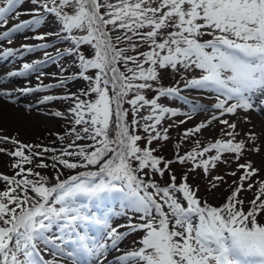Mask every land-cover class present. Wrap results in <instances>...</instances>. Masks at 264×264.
<instances>
[{"label": "snow or ice", "instance_id": "obj_1", "mask_svg": "<svg viewBox=\"0 0 264 264\" xmlns=\"http://www.w3.org/2000/svg\"><path fill=\"white\" fill-rule=\"evenodd\" d=\"M6 63L0 101L64 130L0 137L14 146L0 147V264H264V130L237 139L264 112V0H0ZM226 176L218 206L189 182L206 197Z\"/></svg>", "mask_w": 264, "mask_h": 264}, {"label": "rangeland", "instance_id": "obj_2", "mask_svg": "<svg viewBox=\"0 0 264 264\" xmlns=\"http://www.w3.org/2000/svg\"><path fill=\"white\" fill-rule=\"evenodd\" d=\"M28 17L26 16H21L20 19H26ZM16 21L14 20H9V27L15 23ZM208 37H205L207 39ZM23 40V35L18 34L17 39L15 40V43L13 46L18 45L21 41ZM29 43H32L34 41H27ZM43 55L42 52H37L35 54L29 55L26 57V59L31 60L35 58H41ZM17 65H10V64H3L0 65V73H6L10 68L16 67ZM47 71L52 72L56 71V68L54 66L49 67ZM194 75H198V73H194ZM169 79L171 80L172 77L170 76ZM176 79H179V77H176ZM51 82L50 78H45L44 83H49ZM32 83L35 84V80H32ZM23 85V81L19 79H14L9 83H6L4 87L6 88H13V87H19ZM83 83H78L75 85L71 86L72 91H76L77 88L83 87ZM38 95H29L26 97L21 98V105L24 103H32L34 102L37 98ZM193 96L196 95V93L192 94ZM205 103H209L210 101L205 100ZM0 103H6L4 101H1ZM8 104V103H6ZM59 105V102H58ZM62 106V105H61ZM6 108L8 110H5L3 107H0V137L7 136L10 138H14L16 140L21 141L22 143L25 144H36L40 143L42 144L45 143V141L48 142V145L52 143V141L55 139L54 135L52 133H57V132H62L64 130V122L61 120H57L54 118L46 117L38 113L37 111L33 110L31 113H28L23 107L16 106V105H11L8 104L6 105ZM6 111H13L17 112L20 114L18 119L10 117V114H7ZM243 113H241V116ZM251 117V123H244L242 120L238 121V131H240L241 136L237 137V139L243 138V133L248 131V130H253L256 132H261V130H264V112L261 111H253L250 114ZM205 114H201L196 117V119L192 120L190 123L185 124L182 126L181 129L173 131L172 136L173 140L169 141L167 145L164 146V150L160 153H157L158 155H164L167 158H171L172 156V145L173 143L176 142L177 139V131H182L183 128L191 127L198 121L204 119ZM230 120H236V117H225ZM220 133V125L215 126V130L209 129L204 133V136L201 137L202 140L207 141L209 139H215L219 136ZM45 145V144H44ZM143 146V143H142ZM0 147L6 148V149H12L14 146L9 143H0ZM153 147H155V144H153ZM188 146L185 145L184 148L186 149ZM12 162V158L0 154V172L7 174V175H13L12 170L10 169L9 165ZM241 163L244 161L241 160ZM177 168V171H179L178 166H175ZM235 168V165L233 164L232 166ZM226 171L224 165H220L216 171L213 173V175L217 174H223ZM226 180L228 181L227 184H224L221 186L220 189L216 190L213 192L211 195H208L205 197V191L203 187V181L200 179H192L190 177L189 182L193 183L195 186L196 184L201 185V191L200 195L201 197H204L208 200L209 203L213 204V206H218L220 203L224 202L226 197L229 195V190H228V185L232 183L233 179H236V177H231V176H226ZM257 179H264V172H261L260 176L257 177ZM167 181V176L163 178L161 183H164ZM2 186V185H0ZM258 187V186H257ZM244 196H246L249 200L253 198L254 192H245L243 193ZM247 207V205H246ZM132 237H129L128 240L124 242L122 245V248L127 249L130 247V240ZM114 255V254H113ZM111 259V256L109 257Z\"/></svg>", "mask_w": 264, "mask_h": 264}, {"label": "bare ground", "instance_id": "obj_3", "mask_svg": "<svg viewBox=\"0 0 264 264\" xmlns=\"http://www.w3.org/2000/svg\"><path fill=\"white\" fill-rule=\"evenodd\" d=\"M0 102H1V101H0ZM6 105H8V104H6V103H0V107H1V108L3 107L5 110H8V109L6 108ZM6 112H7V114H10V117L15 118V119H18L19 116H20V114L17 113V112H13V111H6Z\"/></svg>", "mask_w": 264, "mask_h": 264}, {"label": "trees", "instance_id": "obj_4", "mask_svg": "<svg viewBox=\"0 0 264 264\" xmlns=\"http://www.w3.org/2000/svg\"><path fill=\"white\" fill-rule=\"evenodd\" d=\"M45 173L47 175H52L53 174L51 169L47 170ZM65 174H67V171L66 170H65ZM68 174H70V173L68 172Z\"/></svg>", "mask_w": 264, "mask_h": 264}]
</instances>
